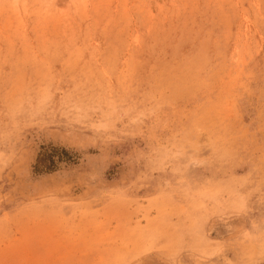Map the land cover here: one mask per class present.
I'll use <instances>...</instances> for the list:
<instances>
[{
    "label": "rangeland",
    "instance_id": "1",
    "mask_svg": "<svg viewBox=\"0 0 264 264\" xmlns=\"http://www.w3.org/2000/svg\"><path fill=\"white\" fill-rule=\"evenodd\" d=\"M0 264H264V0H0Z\"/></svg>",
    "mask_w": 264,
    "mask_h": 264
}]
</instances>
